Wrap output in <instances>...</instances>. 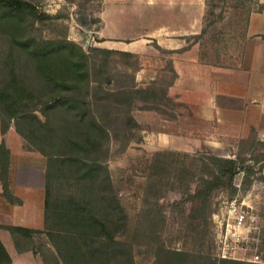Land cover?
<instances>
[{"label":"trees","instance_id":"obj_1","mask_svg":"<svg viewBox=\"0 0 264 264\" xmlns=\"http://www.w3.org/2000/svg\"><path fill=\"white\" fill-rule=\"evenodd\" d=\"M40 15L44 13H38L29 0H0V31L11 41L0 67L1 132L4 134L12 122L17 134L27 142L26 147L45 158L46 172L44 228L10 230L26 237L43 232L54 249L47 254L38 250L45 264H135L136 238L143 236L154 250V264H264L217 259L208 251L170 248L159 239L166 221L159 198L171 189L181 194L176 204L190 205L182 220L183 237L203 245L210 233L212 249V194L218 189H230L231 196L235 194L233 178L240 169L239 154L227 158L184 152V157L190 159L186 163L175 159L179 154L176 151L155 152L140 217L133 225L106 166L110 143L142 140L141 126L131 111L136 103L160 112L164 104H182L171 99L155 80L144 86H108L113 78L130 76L123 72L112 77L107 55L112 52L130 57V52L96 46L86 51L67 39H36L19 30L22 18L36 19ZM97 19L92 17L93 21ZM171 71L168 88L177 76L173 68ZM258 143L264 147V141ZM7 154L2 141V176L8 167ZM250 158L264 163V153ZM262 167L264 164L259 170ZM244 168L250 173L253 169L250 165ZM173 172L174 179L170 181ZM181 175H185L184 179ZM249 176H245V184L250 182ZM60 179L71 181L78 192L50 198L51 187ZM260 179L264 181V175ZM178 181L181 186L175 185ZM184 213L181 209L180 215ZM262 236L264 259V229ZM0 260L11 261L5 252Z\"/></svg>","mask_w":264,"mask_h":264},{"label":"rangeland","instance_id":"obj_2","mask_svg":"<svg viewBox=\"0 0 264 264\" xmlns=\"http://www.w3.org/2000/svg\"><path fill=\"white\" fill-rule=\"evenodd\" d=\"M29 1L34 4L38 13L44 15L36 19L22 18L19 22L22 28L19 30L26 36L36 39H67L81 45L86 51L96 46L112 51L130 52L132 53L130 57H122L112 52L107 55L106 61L112 65V77L123 72L130 76L125 79L113 78L108 82V86L115 87L118 83H135L144 86L155 80L158 82L157 86L167 90V95L171 99L182 104L176 107L171 106V102L164 104L161 107L163 112H160L136 103L131 111L141 126L139 133L142 140L124 144L121 141L110 143L106 166L133 225L140 217L144 187L147 175L151 171L150 164L153 162L152 155L161 150L176 151L179 154L175 159L186 163L190 159L184 157V152L215 153L217 156L227 158H236L239 154L240 169L233 178V183L239 186L236 187L233 196L230 189L214 191L213 206L219 207L225 199L236 196L251 204L252 211L258 213L261 218L264 216V181L260 179V175H264V167L259 170L264 163L250 158L252 154L253 157L258 155L259 158L261 153H264V147L258 143L261 139L257 136V131L245 127L238 134L233 129H228L227 132L222 131V134L212 133L211 137H207L208 140L217 138L221 140L219 142H209L207 146L197 142L193 148H188L190 140L184 139L183 136L190 134L205 139L208 127L194 116L189 103L187 105L176 100L168 91L171 68L175 71L174 67L179 64L184 70L189 68L186 74L192 71L203 75L202 71L205 67L223 73L234 69L240 70L248 16L252 12L262 11L264 0ZM92 17L98 19L93 21ZM80 21L88 24L83 26ZM8 42L11 41L6 40L5 34L0 31V67L6 55ZM165 45L175 48L167 49ZM173 59L175 62H172ZM10 128L15 131L12 122ZM158 132L172 134L174 140L163 142L158 139ZM27 150L33 153L32 164L45 168V158L42 154L29 147ZM248 165L253 168L251 173L244 168ZM174 172L170 181L174 179ZM247 174H250V182L245 184ZM184 177L185 175H181V179ZM175 185L182 184L178 181ZM77 192L76 186L72 185L71 181L60 179L51 187L49 196L56 198ZM180 199L181 194L171 189H166L159 198L166 218L159 239L170 248L208 251L213 257L220 259L215 256L214 247L211 249V244L209 247L210 233L203 245L199 241L193 242L183 237L185 224L182 220L186 217L190 205L176 204ZM181 209L185 210L183 216L180 215ZM263 229L264 217L262 233ZM262 233L260 243L262 262L259 263H264ZM35 237L37 241L34 245L41 253L47 254L50 250H54L45 234L43 236L36 234ZM152 237L153 234L149 235V239ZM136 240L139 242H136L134 247L135 264H154V250L148 244V238L143 236L137 237Z\"/></svg>","mask_w":264,"mask_h":264},{"label":"crops","instance_id":"obj_3","mask_svg":"<svg viewBox=\"0 0 264 264\" xmlns=\"http://www.w3.org/2000/svg\"><path fill=\"white\" fill-rule=\"evenodd\" d=\"M262 35L264 9L248 16L240 70L223 73L205 67L203 75H200L192 71L186 74L189 68L184 70L180 64L174 67L177 76L168 88L170 95L182 103L190 104L194 116L208 127L205 139L190 134L183 136L190 140L188 148H193L197 142L207 146L209 142L221 141L217 138L208 140L207 137H211L212 133L222 134V131L233 129L239 134L245 127L254 128L257 136L264 140ZM165 48L175 47L165 45ZM193 67L196 66L193 64ZM157 136L163 142L174 140L172 134L165 132H158ZM2 141L8 149V167L3 176L0 170V256L5 252L11 261L4 263L0 260V264H45L40 252L34 248L36 234L26 237L10 230L11 227L44 228L45 168L32 164V151L27 150L24 139L12 128L2 134L0 127V144ZM43 235L41 232L40 236Z\"/></svg>","mask_w":264,"mask_h":264},{"label":"built area","instance_id":"obj_4","mask_svg":"<svg viewBox=\"0 0 264 264\" xmlns=\"http://www.w3.org/2000/svg\"><path fill=\"white\" fill-rule=\"evenodd\" d=\"M211 218L216 257L253 263L262 262L260 243L263 217L252 211L251 204L236 196L225 199L215 208Z\"/></svg>","mask_w":264,"mask_h":264}]
</instances>
